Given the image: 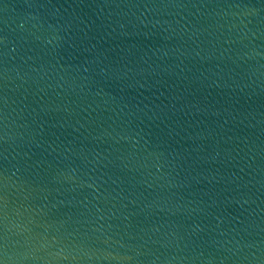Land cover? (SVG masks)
Segmentation results:
<instances>
[{
	"label": "water",
	"instance_id": "95a60500",
	"mask_svg": "<svg viewBox=\"0 0 264 264\" xmlns=\"http://www.w3.org/2000/svg\"><path fill=\"white\" fill-rule=\"evenodd\" d=\"M0 264H264V0H0Z\"/></svg>",
	"mask_w": 264,
	"mask_h": 264
}]
</instances>
